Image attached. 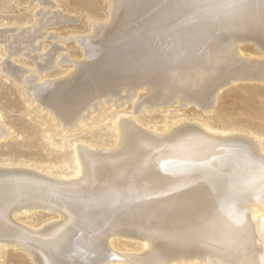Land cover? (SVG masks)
<instances>
[{"label":"bare ground","instance_id":"obj_1","mask_svg":"<svg viewBox=\"0 0 264 264\" xmlns=\"http://www.w3.org/2000/svg\"><path fill=\"white\" fill-rule=\"evenodd\" d=\"M107 1L108 20L76 38L81 60L61 78L39 71L68 55L41 53L36 42L69 18L38 12L32 27L3 39L7 57L27 56L37 69H1L65 127H85L105 99L136 98L135 113L174 99L208 109L231 84H264V57L240 51L249 42L264 56V0ZM187 122L159 135L120 117L115 147L75 145L69 176L0 163V264L9 246L34 264H264V141ZM33 210L55 219L38 229L16 221ZM121 239L140 251L120 252Z\"/></svg>","mask_w":264,"mask_h":264},{"label":"rangeland","instance_id":"obj_2","mask_svg":"<svg viewBox=\"0 0 264 264\" xmlns=\"http://www.w3.org/2000/svg\"><path fill=\"white\" fill-rule=\"evenodd\" d=\"M42 8L44 11H40ZM45 11L60 13L69 18L67 22L48 26L43 38L36 42V45L39 44L44 49L41 53L58 47L60 53L68 55L67 58L71 61L58 64L50 71H39L40 77L48 75V79L54 80L67 75L73 69V62L81 60V47L76 38L87 35L92 22L103 24L107 21L109 7L107 0H0V118L2 125L11 133L8 138L0 139V163L44 168L51 170L55 175H72L76 170L74 146L79 144L91 145L99 149L114 148L117 138L116 125L120 117L133 119L134 123L137 122V126L144 130L150 129L151 133H160L159 135H164L166 131L169 132L182 122L188 121L187 123H198L215 130L249 134L250 137L256 136L264 141V84L252 81L238 82L223 88L218 93L217 101L213 102L214 105L211 104L212 107L208 109L194 103L185 105L180 99H174L176 102L170 101L171 104L167 102L162 106L149 107L135 113L132 103L136 98L119 102L103 99L104 101H101L103 103H100L90 119L84 123L85 127L82 126L81 129L65 127L61 121L53 118L54 115L50 114L51 112L49 113L43 106H38L27 97L21 82L9 74L11 72L1 69L8 61L11 67L18 71L22 69L25 73L28 70L34 71L35 67L37 69L36 63L27 56L7 57V45L3 39L32 27L37 15ZM252 44L242 43L240 51L248 58L249 56L254 59L263 58L260 49ZM209 64V67H212L210 62ZM172 79L173 76H169L163 81L158 80L155 83L157 86L155 89H160L159 92L164 90L168 83L173 81ZM159 83L160 85H157ZM164 83L166 84L162 85ZM206 94L203 95L204 98L207 97ZM203 96L200 97L204 99ZM69 129H71L70 132ZM54 217L49 211L33 210L29 214L18 216L16 221L38 229L48 221H53ZM114 242L116 244L114 246L120 252H136L140 249V244L135 242H127L123 239ZM12 247L3 248L1 264H34L25 251ZM182 264H197V262Z\"/></svg>","mask_w":264,"mask_h":264}]
</instances>
